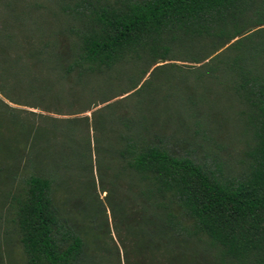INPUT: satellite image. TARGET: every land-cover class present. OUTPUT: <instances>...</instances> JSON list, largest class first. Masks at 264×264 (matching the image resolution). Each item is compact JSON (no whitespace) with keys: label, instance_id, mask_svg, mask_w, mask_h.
Wrapping results in <instances>:
<instances>
[{"label":"trees","instance_id":"16d2710c","mask_svg":"<svg viewBox=\"0 0 264 264\" xmlns=\"http://www.w3.org/2000/svg\"><path fill=\"white\" fill-rule=\"evenodd\" d=\"M65 1L53 9L45 0H0V201L20 177L23 186L12 198L26 264L79 263L84 238L61 224L51 192L64 173L90 182L86 194L93 197L94 169L106 201L97 196L95 213L104 215L99 220L119 259L117 243L122 247L125 264L122 227L140 253L161 252L163 264L179 262L175 239L185 230L219 249L222 263L264 264V0ZM177 62L200 64V75L210 72L249 109L255 141L239 179L223 180L194 159L171 154L154 137L119 133L121 147L106 152L117 163L114 179L128 177L127 194L117 202L114 182L106 180L114 168L98 157L106 148L96 129L82 143L68 129L60 137L58 129L44 136L36 124L26 128L14 113L19 108L10 105L40 108L48 95L58 100L65 89L83 90L122 63L144 64L142 77L123 90H134L131 95L142 90L144 84L137 86L144 75Z\"/></svg>","mask_w":264,"mask_h":264},{"label":"rangeland","instance_id":"374dc122","mask_svg":"<svg viewBox=\"0 0 264 264\" xmlns=\"http://www.w3.org/2000/svg\"><path fill=\"white\" fill-rule=\"evenodd\" d=\"M45 1L53 9L58 7V2L63 3V0ZM66 1L72 3L74 0ZM177 64L178 67H168V71L156 69L152 76L149 77L150 73L144 75L137 86L139 88L144 84L142 90L131 95L128 94L134 90L126 94H123V90L127 89L131 78L141 76V70L147 68L144 64L136 66L122 63L108 76L98 74L91 78L83 90L71 92L65 89L58 100L48 95L40 108L10 105L19 108L14 113L26 128L36 124L44 136L51 137L54 129H58L57 135L60 137V130L68 129L78 136L76 142H80L87 132L93 138V130L96 129L98 139L106 148L98 157L103 155V163L114 168V172L112 169L107 171L106 180L114 182L113 200L117 202L124 198L123 194H127L128 177L114 179L117 176V163L106 152L109 147H121L116 136L119 133H133L143 140L154 137L171 154L190 157L206 169L216 172L223 180L239 179L248 166L247 152L255 141L249 109L223 83L212 80L210 72L202 68L200 70L205 73L200 75L196 69L200 64ZM158 74L162 75L155 78ZM105 94L109 100H103ZM21 141L24 142L22 136ZM22 172L24 174L25 171ZM67 173L70 176L73 170L67 168ZM94 175L96 190L91 197L86 194V190L92 186L90 182L72 176L66 179L63 173L65 181L52 186L53 206L61 224L78 229L84 238V252L78 264H125L122 247L112 234L120 251L119 259L108 227L100 221L104 220V215L100 217L95 213L98 201H106L99 189L95 169ZM22 186L19 177L14 182L11 194L4 198V202L0 201V264H26V255L14 221L16 200L12 198L19 194ZM3 197L0 195L1 200ZM175 215L188 226V221L182 218L179 210L175 209ZM113 223L110 218V230ZM86 225L89 228L83 227ZM121 236L126 242V259L130 264H163L161 252L141 250L140 253L136 243L131 242L132 239L129 241V234L123 227ZM177 236L175 257L179 262L175 264H228L222 263L219 249L211 246L204 236L198 240L188 235L186 230Z\"/></svg>","mask_w":264,"mask_h":264}]
</instances>
